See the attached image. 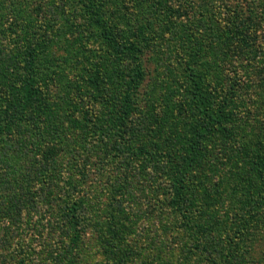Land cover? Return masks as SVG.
<instances>
[{"label": "rangeland", "instance_id": "374dc122", "mask_svg": "<svg viewBox=\"0 0 264 264\" xmlns=\"http://www.w3.org/2000/svg\"><path fill=\"white\" fill-rule=\"evenodd\" d=\"M34 1L0 0V122L8 121L6 117L13 115L15 102L19 101L17 87L24 65L21 45L25 41H36L38 34ZM100 1L103 17L119 39L130 38L140 24L147 26L150 40L141 54L145 77L134 98L136 107L130 116L133 121L128 119V128L116 127V131L110 130L107 123L99 125L109 119L118 124L115 112L124 86L120 67L127 66V62L120 55L113 54L101 40L99 31L84 21L82 16L85 15L79 5L74 9L69 6L71 10L65 15L68 16L67 22L55 12H44L49 23L55 26L42 31L37 45L34 83L41 92L28 106L32 107L30 118L38 116L43 119L52 113L56 114L55 120L70 116L76 124L91 129L87 146L81 140L77 139L78 144L76 141L77 150L73 154L79 159L63 154L56 156L53 164L62 168L61 164L71 162L72 168L78 170L80 167L77 166L84 163V158L90 162L89 178L83 188L75 190L86 206L85 231L80 235L79 247H71L73 253L67 254L71 232H67L60 219L63 212L59 215L48 211V208L56 211L57 192L54 187L50 194H46L48 186L43 185L46 180L38 175L37 169V165L56 150L44 147L35 151L29 145L14 147L13 143L23 141L25 136L3 130L0 133V264H17L19 259L23 260L20 264H66L73 257L72 264H107L104 255L94 245L98 240L94 239L93 230L107 226L111 203H106L119 175L114 170L120 171L121 168L122 171L126 163L125 160L120 163L118 159L119 164L116 163L117 154L111 156L112 140L118 138L117 130L127 133L131 129L134 131L131 137L137 141L147 140L148 148L154 149L151 143L156 140L146 126L154 123V114L160 122L158 143L162 142L167 134L165 130L171 128L168 119L176 111L174 105L185 103L181 95L171 93L168 86L173 87L179 80L186 34L196 33L203 41L198 65L207 96L214 101L221 93H232V97L226 94V101L230 104L232 117L241 122V141L247 143L249 149L250 145H257L262 140L255 134H264L261 130L264 128V85L260 81L264 57L245 48L238 49L237 39L235 41L228 31L229 12L233 7H241L246 16L256 20L264 17V11L257 3L259 0L254 1L251 8L248 0H181L182 6L190 5L180 13L174 9H151L145 4L146 0H140V4L136 0ZM176 1L172 0L171 6L179 2ZM256 32L261 33L259 43L264 50L263 23L258 22ZM255 61H258V70L252 66ZM74 82L76 88H82L78 99L71 101L72 96L69 97L64 90ZM72 92L77 95L75 90ZM235 92L238 93L236 97ZM31 131L35 134L41 130ZM102 132H112L108 151L105 142L101 141ZM69 134L70 131H61L56 138L65 136L69 139ZM71 145L65 146L68 153H72ZM174 145L178 147L179 143L172 141L169 147L176 148ZM261 146L264 150V144ZM232 164V168L222 164L213 170L216 173L231 170L229 173H233L242 166L241 156L236 155ZM118 165L119 169L116 168ZM148 178L147 184H157L153 176ZM223 178L224 175L220 174L211 177L210 195L203 199L201 206L191 209V223L196 229L204 228L198 235L197 248L194 239L191 240L183 230L177 212L168 205H161L166 187L163 180H157L159 207L156 213L160 220L157 218L153 225L139 218L134 225L127 224V233H124L127 222H122L118 225V232L108 236L116 241L119 260L124 264H213V260L220 264H264V210L250 216L249 207L243 205V196L237 199L236 187L225 180L228 178ZM154 206L152 201L148 211ZM238 208L246 210L245 215H239ZM241 217L246 227L236 225ZM144 224L152 234L156 233L155 238L142 228ZM231 235L237 239L230 252L226 246ZM20 247L21 251L18 250ZM49 251L53 253L47 256Z\"/></svg>", "mask_w": 264, "mask_h": 264}, {"label": "trees", "instance_id": "16d2710c", "mask_svg": "<svg viewBox=\"0 0 264 264\" xmlns=\"http://www.w3.org/2000/svg\"><path fill=\"white\" fill-rule=\"evenodd\" d=\"M139 1L136 0L138 4L141 3ZM146 1L145 4L151 9L161 11L174 9L178 13L182 12L185 9L184 7L190 5L182 6L181 0L174 7L171 6L172 0ZM254 1L256 0H248L250 8L254 4ZM257 3L261 5L264 11V0H259ZM35 5L36 15H38L36 21L38 34L36 35V41H25L21 45L24 65L23 76L17 87L19 101L15 102L13 115L10 118L6 117L8 121L0 122V133L3 130H9L17 132L19 137L25 136L26 139L23 141L13 143L14 147L29 145L35 151H41L44 147L46 150L51 148L56 150L55 153L50 154L49 158L46 156L43 162L37 165V169L38 175L46 180L43 181V185L48 186L46 187V194H50L55 187L58 205L55 206L56 211H50V208H48V211L50 214L56 212L59 215L63 212V215H60V219L65 224L67 232H71V246L67 250L68 252H66L67 254H71L73 253V248L71 247H75L76 249L79 247L80 235L85 231L83 220L86 217V206L83 205L81 198L77 196L75 190L80 187L83 188L86 178H89L91 172L88 166L90 162L84 158V163L77 166L80 167L78 170L72 168L71 162L61 164L62 168L57 167L58 169L53 164L57 160L56 156L61 157L63 154H69V157L75 160L79 159L78 155L73 154L77 150L75 146L76 141L77 139L78 141L81 140L84 142V146H87L89 144L91 129L86 130L85 127L76 124L75 119L70 116L55 120L56 114L52 113L43 119L38 116L35 119L30 118L32 114L29 111L32 107L29 108L28 106H31L32 102L37 99L41 92V89L34 83V66L36 65L35 61L38 55L36 50L37 45L40 43L42 31L44 32V29L47 27L51 30L52 26H55L49 23L44 12H55L61 20L67 22L68 16L65 15L71 10L69 6L74 9L79 5L85 15L82 16L84 21L99 31L101 40L106 43L113 54L120 55L121 59L127 62V66L120 67L124 86L118 108L115 112V119L118 124L114 120L111 123L112 120L110 119L99 123V125L107 123L106 126L112 131H116L114 129L116 127L117 129H127L129 120L130 122L133 121L130 116L136 107L134 98L145 77L141 54L143 49L148 45L150 38L147 36L146 24H140L134 29V33L130 38L127 40L119 39L114 34V29L109 26L107 19L103 17L100 0H35ZM186 11L188 10L186 9ZM229 13L228 31L235 37L233 38L235 41L237 39L239 43L238 49L245 48L247 51L259 53L263 58L264 50L259 43L261 33L256 32V29L258 22L264 24V17L256 20L255 18L246 16L244 11L242 12L241 7H233ZM201 23L202 25L204 24V22ZM248 28H253V30H248ZM185 36L186 38L183 40L184 55L179 65L180 74L177 77L179 80L173 87L168 86L170 87L168 88L170 92L181 95L185 103L182 102L174 105L176 111L172 112V116L168 119V127L171 128L165 130L167 134L163 137L162 142L158 143V139L161 137L158 134L160 122H158L154 114L152 115L154 123L150 126L146 125L149 133L156 140V142L151 143L154 149L148 148L149 143H147V140L139 139L137 141V139L131 137L134 134V131L131 129L127 133L124 130H117L118 138L112 140L111 151H113V154L111 156L117 154L116 163L118 161L122 163L123 160L126 163H124V166L122 165V171L121 168L120 171L114 170L119 175L116 176L117 179H115L113 189L110 190L113 193L106 203L107 205L111 203V212L108 217L107 226L93 230L95 232L94 239L98 240L94 245L104 255L107 264L109 263V259L111 261L110 264H124L118 258L119 252L117 245H115L116 241H112L108 237L112 232H118V225L120 223L127 222L124 227V233L129 231L127 224L134 225V221L139 218H143L146 224L155 225L157 223L155 221L157 218L159 219L156 213L159 207L157 206L159 205L157 180H163L166 187L165 197H163L161 205H168L177 212L181 219L183 230L189 235L191 240L194 239V247L196 248L198 247V235L202 234L204 228L199 227L196 229V226L191 223V209H194L198 205L201 206L203 199L210 195L208 190L211 188V177L215 178V176L220 174L221 176L224 175V178H228L229 180H225L229 181L230 185L236 187L235 193H239L237 199L243 196V205L249 207L248 214L250 216L254 213L257 215L261 210H264V150L261 146L264 144V134H255V136L261 137L258 139L262 140L257 145H250L249 149L247 143L241 141L242 132L239 128L241 122L232 117L230 104L226 101L227 93H221L218 100L215 99L214 101H211L213 99L207 96L204 78L199 71L198 65V59L201 57L203 50L202 39L200 40L196 33L191 36L186 34ZM45 48L48 49L46 46ZM52 53L53 51L50 52V54ZM67 54L69 55L70 52L68 51ZM257 63L258 61H255L252 64L254 70H258ZM261 73L262 79L260 81L264 85V70ZM76 87L77 83L75 82L65 87V93L69 97L72 96L70 98L71 101H74L81 93L82 86ZM74 90L77 92V95L72 92ZM227 95L233 96L232 93ZM237 95L238 93L235 92V97ZM31 130L41 131L34 132L35 134H33ZM45 130L46 132L43 133ZM261 130H264V128H261ZM61 131H70L72 135L69 134V139H66L65 136L56 138V135L61 134ZM111 135L112 132H102L101 135V141L105 142L107 151L110 148L111 138L109 136ZM172 141L178 142L179 146L174 145L176 148H170L169 144ZM69 145H71L72 153H68L65 150V146ZM236 155L241 156L242 166L234 169L233 173H229L231 170L220 173H216L213 170L214 167L217 168L222 164L223 166L227 164L232 168V161ZM103 157H106V155L104 154ZM119 166H116V168L119 169ZM83 167H85L84 171H82ZM150 176L154 177L157 184H147L146 179H149L148 177ZM152 201H154L155 206L148 211L149 204ZM238 210L239 215H245L246 210L239 208ZM46 213L47 210L45 211ZM20 219L18 218V221ZM241 219L242 217L238 218L236 225L246 227L245 221ZM142 228L148 230L151 237L155 238L156 233L152 234L145 224ZM133 231L134 228L130 234ZM236 239L237 236L234 235L228 238L226 248L230 252ZM14 245L17 247V243ZM21 249L22 247L18 250L21 251ZM49 253H53V251H49L47 256ZM71 259H68L66 264H72L74 257ZM21 261L23 260L19 259L16 263L20 264ZM212 263L220 264L216 260H213Z\"/></svg>", "mask_w": 264, "mask_h": 264}]
</instances>
